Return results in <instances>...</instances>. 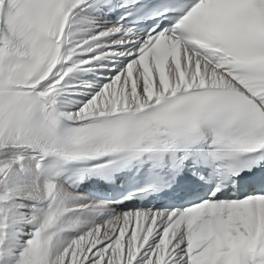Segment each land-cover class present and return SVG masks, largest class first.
Masks as SVG:
<instances>
[{"label":"snow or ice","instance_id":"6c2138e0","mask_svg":"<svg viewBox=\"0 0 264 264\" xmlns=\"http://www.w3.org/2000/svg\"><path fill=\"white\" fill-rule=\"evenodd\" d=\"M0 264H264V0H0Z\"/></svg>","mask_w":264,"mask_h":264}]
</instances>
